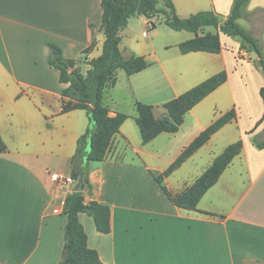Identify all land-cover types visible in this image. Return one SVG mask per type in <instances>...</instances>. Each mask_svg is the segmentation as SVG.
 Wrapping results in <instances>:
<instances>
[{
  "label": "crops",
  "instance_id": "0c3cea01",
  "mask_svg": "<svg viewBox=\"0 0 264 264\" xmlns=\"http://www.w3.org/2000/svg\"><path fill=\"white\" fill-rule=\"evenodd\" d=\"M171 1L182 19L212 12L222 20L231 15L235 2ZM247 15L253 19L251 30L245 29L264 50V0H250ZM101 16V0H0V264L61 261L64 201L77 181L58 186L52 175L71 178L70 161L89 120L84 110L63 112L62 92L68 85L60 83L59 72L48 65V45L60 47L63 57L75 60L85 73L86 63L102 52ZM132 19L119 32V49L125 59L145 57L149 67L131 76L118 71L116 84L104 91L109 115L128 118L104 161L84 165V202L110 208L108 234L99 233L87 214L78 215L87 246L97 252L101 264H264V148L252 143L254 135L264 132V120L256 127L264 112L259 94L264 76L255 54L240 50L238 39L204 27L198 35L218 33L220 53L182 55L178 45L195 34L174 31L182 39L159 43L151 35L139 42L132 36ZM250 64L261 75L254 106L245 90L249 82L244 67ZM221 71H226L227 81L186 113L176 133H161L142 144L135 102L152 106L155 119H162L164 103ZM154 107L160 108L159 114ZM233 108L236 120L214 134L164 184L172 194L189 187L227 147L213 151L218 136L246 114L240 154L204 194L197 211L174 206L153 175L166 170L202 131ZM57 210L60 213H54Z\"/></svg>",
  "mask_w": 264,
  "mask_h": 264
},
{
  "label": "trees",
  "instance_id": "16d2710c",
  "mask_svg": "<svg viewBox=\"0 0 264 264\" xmlns=\"http://www.w3.org/2000/svg\"><path fill=\"white\" fill-rule=\"evenodd\" d=\"M249 2L250 0H235L231 15L226 20H222L212 12H199L181 19L176 14L171 0H101L100 30L104 35L102 52L99 57L86 63L89 69L85 73L79 69L75 60L63 57L60 47L49 44L48 65L59 72V82L68 85L62 92V97L66 100L63 112L84 110L89 120V126L85 134L78 139L76 152L70 161L71 179L78 181L83 174V185L88 184L84 176V165L86 162L104 161L114 136L119 133L120 127L128 118L122 113H116L113 117L109 115L110 111L103 102L105 89L116 84L118 71L131 76L149 67L143 56L133 55L125 59L121 54L119 32L126 27L129 19L144 17L151 29H154L156 25L153 19L161 16L171 30L195 34L194 38L178 45L182 55L193 52L219 54L222 46L218 33L198 35L204 27L215 28L228 37L238 39L240 50L253 52L264 69V50L260 41L239 24L246 15ZM93 46L94 43L84 52L90 51ZM227 77L226 71H221L177 98L164 103L165 117L162 119H155L152 106L135 102L134 119L142 144L150 143L161 133H176L183 124L186 113L222 86L227 81ZM259 94L264 105V88L260 89ZM234 120H236V111L233 108L202 131L166 170L159 175L152 174L160 190L174 206L187 211H197V205L204 194L216 184L233 158L240 154L243 147L241 140L228 145L213 160L211 166L180 193L172 194L164 184V180L204 146L214 134ZM263 120L264 112L256 127ZM254 130L248 134H253ZM252 143L257 149H263L264 132L254 135ZM3 151L4 147L0 139V154ZM80 213L92 218L99 233L110 232V208L96 201L85 203L83 190L71 193L64 201L62 212L66 217L63 230L64 244L62 258L58 264H101L97 252L87 246V236L78 219Z\"/></svg>",
  "mask_w": 264,
  "mask_h": 264
},
{
  "label": "rangeland",
  "instance_id": "374dc122",
  "mask_svg": "<svg viewBox=\"0 0 264 264\" xmlns=\"http://www.w3.org/2000/svg\"><path fill=\"white\" fill-rule=\"evenodd\" d=\"M252 19H253V15H251L249 17L247 15V16H245V19H242L239 21V24L241 26H243V28L248 27L250 29V27L252 26ZM255 19L257 20V22L259 24V22L262 21V16L258 15ZM144 21H145V19H144ZM144 21L138 20V18H134L130 21V25L132 28V36L139 42L142 41L143 39H145V36L150 38L151 35L159 43H162V42L171 43V42H174L176 40L182 39V37L179 38L177 36H174L177 34H173L174 31L171 30L164 23V19L161 16H157L153 19V22L156 25V27L154 29H151L147 20L145 22H147L148 25L146 23L144 24ZM254 32H255V34H257L256 30ZM183 35H185V34H183ZM126 41L128 44V39ZM253 60L256 63V61H257L256 55H255V58H253ZM251 65L252 64L244 67V72H245L247 79H248V82H249L248 86L245 90L247 93L246 99L248 100L249 105L254 106L255 105V97H257L256 93H255V87L258 83V79H259L258 77L261 75L257 72V70L255 68H252ZM154 109L157 112V114H159L158 111L160 110V108L154 107ZM247 119L248 118H247L246 114H242L237 123H234L233 125L229 126L227 128V130H225L222 134H220L218 136V138L215 140L214 144H212L213 145L212 146L213 151L214 152H221V150L224 146H228L230 144L237 142L238 140H242L243 135H245V134H243V132L241 130L244 128H247V126H248ZM248 141H250V143H251L250 138H248ZM199 170H201V169L199 168L198 170L192 172L191 175L195 174ZM174 185H176V183H174Z\"/></svg>",
  "mask_w": 264,
  "mask_h": 264
},
{
  "label": "built area",
  "instance_id": "2783aa9c",
  "mask_svg": "<svg viewBox=\"0 0 264 264\" xmlns=\"http://www.w3.org/2000/svg\"><path fill=\"white\" fill-rule=\"evenodd\" d=\"M52 179L58 186L72 184L74 182L70 177H66L64 175H59V174H53ZM54 213H60V211L57 210Z\"/></svg>",
  "mask_w": 264,
  "mask_h": 264
},
{
  "label": "water",
  "instance_id": "95a60500",
  "mask_svg": "<svg viewBox=\"0 0 264 264\" xmlns=\"http://www.w3.org/2000/svg\"><path fill=\"white\" fill-rule=\"evenodd\" d=\"M256 65H257L259 71L264 75V69L258 61H256ZM83 188H84V185H83V174H82L81 177L79 178V180L77 181L73 192H80L83 190Z\"/></svg>",
  "mask_w": 264,
  "mask_h": 264
}]
</instances>
